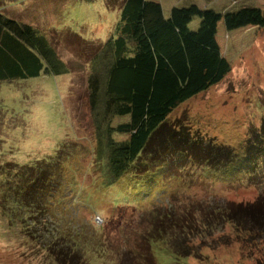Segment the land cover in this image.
Here are the masks:
<instances>
[{"label": "rangeland", "instance_id": "374dc122", "mask_svg": "<svg viewBox=\"0 0 264 264\" xmlns=\"http://www.w3.org/2000/svg\"><path fill=\"white\" fill-rule=\"evenodd\" d=\"M159 1L165 17L172 6L190 2ZM192 1L225 10L264 7V0ZM0 13L48 36L68 66L60 75L0 81L1 160L31 166L51 161L63 172L62 187L38 223L19 218L12 223L10 214L0 211V264H264L261 211L245 228L222 218L223 208L231 205L246 209L264 203L262 173L218 180L224 170L198 162L194 148L182 151L173 144L186 130L193 138L244 153L252 132L264 124V28L227 31L220 21L217 41L231 70L168 114L175 132L169 136L170 162L160 167V157H149L145 169L131 167L107 183L105 161L95 152L86 79L92 42L113 33L119 9H108L104 0H0ZM198 24L195 16L189 27ZM163 134H154L150 144ZM61 148L63 157L57 159ZM155 206L172 210L179 224L159 225ZM156 224L165 234L149 239Z\"/></svg>", "mask_w": 264, "mask_h": 264}, {"label": "trees", "instance_id": "16d2710c", "mask_svg": "<svg viewBox=\"0 0 264 264\" xmlns=\"http://www.w3.org/2000/svg\"><path fill=\"white\" fill-rule=\"evenodd\" d=\"M104 4L108 9H119V18L105 41L92 42L86 90L96 156L105 161L106 182L113 183L131 167L145 169L149 157H160V167L170 162L166 154L172 147L169 136L175 132L166 121L168 114L180 103L220 83L231 70L217 41L218 23L222 21L227 31L247 26L264 28V7L202 8L190 0L189 4L172 6L165 17L159 0H104ZM195 16L199 24L192 29L189 23ZM50 40L32 25L0 13V81L67 72L68 66ZM115 119L119 121L114 123ZM263 125L252 132L242 155L205 142V138H193L186 130L173 144L182 151L194 148L198 162L205 161L214 171L224 170L218 180L255 172L262 173L258 176L262 182ZM158 132L164 134L150 144ZM115 134L127 137L117 140ZM62 149L57 159L63 157L59 153ZM62 173L61 167L51 161H36L31 166L0 158V211L9 213L12 223L16 218L38 223L47 213L48 201L62 187ZM154 209L155 220L162 227L179 224L181 218L172 210ZM223 209L224 220L244 228L258 212L264 218L260 200L246 209L233 205ZM161 229L156 224L148 238L164 235Z\"/></svg>", "mask_w": 264, "mask_h": 264}]
</instances>
